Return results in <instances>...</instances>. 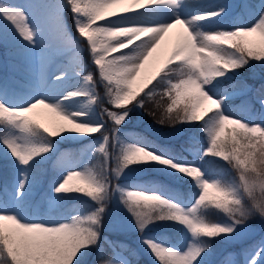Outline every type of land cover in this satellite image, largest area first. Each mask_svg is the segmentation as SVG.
Instances as JSON below:
<instances>
[{"label": "snow or ice", "instance_id": "1", "mask_svg": "<svg viewBox=\"0 0 264 264\" xmlns=\"http://www.w3.org/2000/svg\"><path fill=\"white\" fill-rule=\"evenodd\" d=\"M0 44L38 63L26 84L0 76V264H134L141 252L144 264H217V240L264 225V86L259 112L229 103L240 70L264 65V0H0ZM146 103L159 125L190 133L184 145L122 131ZM69 141L82 147L62 150ZM150 170L169 182H127ZM113 200L130 225L109 218ZM106 219L134 228L140 250L108 241ZM244 253L264 264V236Z\"/></svg>", "mask_w": 264, "mask_h": 264}, {"label": "rangeland", "instance_id": "2", "mask_svg": "<svg viewBox=\"0 0 264 264\" xmlns=\"http://www.w3.org/2000/svg\"><path fill=\"white\" fill-rule=\"evenodd\" d=\"M239 1H240V3L245 2V0H239ZM18 2L24 3L25 0H18ZM246 2L249 4H252L249 1H246ZM260 2H261V0H258L255 4H252V5H254L256 9H258ZM241 15H242V18L240 20H238L237 22H239V23H250L251 22L252 18L250 16H248L244 13H241ZM230 25H231V21L226 22V24L223 25V27H229ZM73 27H74V25H73ZM218 27H221V26H218ZM74 29H75V27H74ZM254 64H256L257 67L261 66V64H259L258 62H252V67L246 68V69H248L249 72H246L245 71L246 69H245L241 73L250 76L251 79L256 81V79L260 73L264 74V65L262 66V68L261 67L259 68L260 69L259 71H256ZM37 69H38V63L34 64L31 59H26V58L20 57V56H14L13 50H12L10 44L7 47H5L3 44H0V76L6 77L9 80V83L11 85L18 86V85L26 84L31 79V76H32L34 70H37ZM233 83L237 85V93H238L234 97L246 95L249 93L250 87L244 81L234 80ZM244 85H246L247 88H244L243 87ZM262 86H264V84L259 85L255 89V91L253 92V97L256 101H257L258 92ZM232 108H233V114L238 115L239 114L238 109L236 107H232ZM97 110H99V107L97 108ZM137 112H140V111H137ZM122 131L128 136L140 134V135L146 136L149 140H153V138H155V139H157V142L165 143V144H167L169 139L177 138L178 136H180L182 134V132L177 133V132L172 131L171 129L170 130H163L161 128L154 126L151 123H145L142 119L137 118L134 113L132 115L131 120L127 123L126 126H124L122 128ZM149 133L154 137H152ZM96 135H97V137L99 136L98 134H96ZM89 142L90 141H86L84 143L87 144ZM69 144H74L76 146L73 148L68 147V146H66L64 148L62 147L64 145H69ZM81 147H82V145L80 143H76V142H72V141L66 142L65 144L61 145L62 150H67V151H72V152H75L76 150L80 149ZM92 161H91V163H92ZM51 163L53 166L54 162L52 161ZM112 166L113 167L115 166L114 161L112 162ZM161 178H163V180H161ZM151 180H160L164 183H166L165 181L169 182V178L162 176L161 174L156 173V172L151 173V171H147V172L139 173V174H133L127 178V182H129V183L145 182V181H151ZM113 183H116V181L113 180ZM109 210H110L109 211V218L119 216L121 219H123L126 222V224L130 225L132 223V221L128 217V214L117 204L116 200H113L109 204ZM251 226L252 227H251L250 234H248V235H246V236H244L238 240H232V241L224 240L223 245L219 246L220 250L235 247L237 245L242 246L247 242L254 241L255 238L258 237L264 231V225L261 224L258 217L254 218L251 221ZM104 234L111 236V238H115V239L118 238L120 240L130 241L134 245L135 244L139 245L138 241H137L139 234L134 228H132L130 226L119 229V230L113 229L111 227H108L107 219H106ZM138 249H139V247H138ZM233 250H235V249H232V251ZM233 257H234L233 252L228 253L229 260H231Z\"/></svg>", "mask_w": 264, "mask_h": 264}, {"label": "trees", "instance_id": "3", "mask_svg": "<svg viewBox=\"0 0 264 264\" xmlns=\"http://www.w3.org/2000/svg\"><path fill=\"white\" fill-rule=\"evenodd\" d=\"M65 16H66L67 25L70 28L72 35L74 37H76L77 33H76V30L73 27L72 14L70 12H66ZM81 47L83 49L82 59L88 64L90 71H95L93 66L91 65V60H90V57H89V53H88V50H87L86 43L81 41ZM262 66L263 65L257 67V65L254 64V67H255L256 71H259L260 70L259 68L260 67L262 68ZM242 76L244 77V79L247 82L254 83L253 85H256L258 83L264 82V74L263 73L259 74V76L257 77L256 81L251 79V77L248 76V75H243L242 74ZM98 92L101 95H103V87L102 86H98ZM229 103H231L230 105H239V103H242V107H245V106L248 107L249 105H252L251 110H253L255 112H259V109H260L259 105L257 103H255L254 101H251L249 98L235 99V100H231ZM154 110H155V107H154L153 103H146L145 108L142 111L143 114H144V119L147 122H149L151 124H154V126H156L158 128H161L163 130H170L168 125L161 126V125H159L157 123V120L159 119V112L158 111H157L155 116L149 114L150 112H152ZM189 134L190 133L187 130H185L177 138L169 139L168 141H169L170 147L179 148L181 145H184L185 141L187 139V136ZM94 163H96V161ZM221 164H222V166L226 167V165H223V162H221ZM52 175H53V170H51L48 167V165L46 164L44 166V169L42 170V175L40 177V183H39L38 187L36 188L37 194L33 195L35 200H37V201L41 200L42 195L47 190V183L50 181ZM232 175H235V173H232ZM228 178H231V177L229 176ZM3 179H4V175H3L2 170H0V181H2ZM77 203H78L77 201H70L67 204V208L70 209L71 207H73ZM104 235L106 236L108 241L115 242L118 245H123L124 246L125 255H127V250L128 249H137L139 251V249L136 248L135 245H133V244H131L129 242H123V241H120V240H113L112 238L109 237V235H106V234H104ZM219 243H221V240H217L215 245H214V254L217 251V247H218ZM214 254H213V256H214ZM145 261H152V258H151V256H149L147 254V252H141L140 255L135 257L134 264H137V262H138V264H144ZM153 264H154V262H153Z\"/></svg>", "mask_w": 264, "mask_h": 264}]
</instances>
